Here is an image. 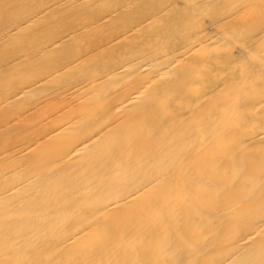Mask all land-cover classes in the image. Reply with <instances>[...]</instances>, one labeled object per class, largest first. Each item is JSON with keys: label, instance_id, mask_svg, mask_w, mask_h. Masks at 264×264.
Wrapping results in <instances>:
<instances>
[{"label": "bare ground", "instance_id": "1", "mask_svg": "<svg viewBox=\"0 0 264 264\" xmlns=\"http://www.w3.org/2000/svg\"><path fill=\"white\" fill-rule=\"evenodd\" d=\"M1 51L0 264H264V0H0Z\"/></svg>", "mask_w": 264, "mask_h": 264}, {"label": "rangeland", "instance_id": "2", "mask_svg": "<svg viewBox=\"0 0 264 264\" xmlns=\"http://www.w3.org/2000/svg\"><path fill=\"white\" fill-rule=\"evenodd\" d=\"M32 6H34V5H32ZM31 6V7H32ZM11 8H8L9 9V11H7V10H5L4 12H3V15H7L10 11H12V10H16V11H18V8H19V6H17V4L16 3H13L11 6H10ZM9 55V53L7 54V52L6 51H1L0 52V61H3L5 58H7V56ZM2 118V119H1ZM3 115L2 114H0V123H1V121L3 120Z\"/></svg>", "mask_w": 264, "mask_h": 264}]
</instances>
